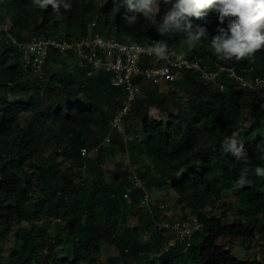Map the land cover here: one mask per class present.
I'll return each instance as SVG.
<instances>
[{
  "label": "trees",
  "instance_id": "trees-1",
  "mask_svg": "<svg viewBox=\"0 0 264 264\" xmlns=\"http://www.w3.org/2000/svg\"><path fill=\"white\" fill-rule=\"evenodd\" d=\"M71 3L70 12L61 9L53 14L51 6L42 11L32 7L31 0H0V24L8 23L9 33L19 40L59 32L68 38H80L88 33L89 19L96 17L93 30L105 37L129 42L125 39L127 33L135 42L163 40L169 51L198 58L202 66L219 61L249 78L264 76V50L252 62L224 61L213 54L211 38L217 34V27H227V20L221 25L214 10H205L198 20L192 18L194 25L207 29L208 36L189 48L183 34L161 36L156 22L142 16L129 27L123 17L132 13L121 0ZM169 7L160 2L157 22H162ZM67 58H74L77 63L70 53L50 51L44 68L49 63L52 67L56 63L66 65ZM69 70L64 76L61 71L48 74L47 70L38 77L22 65L21 53L10 39L0 34V241L13 229L20 236L0 264H126L127 258L141 257L143 253L146 256L168 241L158 237L163 232L160 228L151 236L156 246L150 248L124 223L125 211L138 202L141 190L123 199L127 171L119 166L106 173V156L116 157L115 148L122 153L134 152L130 163L148 190L163 189L174 194V206L180 213L195 214L203 224L188 249L174 253L181 249L176 242L180 248L170 246L166 253L169 255L161 264H263L260 256L239 260L219 240H257L264 258V178L254 174L256 166L264 167V131L253 134L243 130L241 122L247 114L264 121L260 109L264 87L248 90L226 79L225 89L219 91L194 71H184L166 83V93L161 94L157 93L159 85L143 81L141 89L145 94L136 99L132 112L125 117V121L131 117L139 131L132 130L126 144L112 133L109 145L101 146L96 155L86 160L81 157L80 148L96 145L108 132L123 92L111 85L110 73L101 71L87 76L82 68L76 89L84 102L73 105L67 91L74 85ZM16 89L26 90L25 95L16 96ZM150 109H157L160 116L150 117ZM23 113H30L24 124L20 120ZM90 128L96 130V135L89 140ZM233 131L239 133L237 138L248 151V156L239 162L221 148L224 138ZM66 162H70V171ZM245 169L248 184L239 187L236 181ZM225 191L235 197V204H221L219 213L207 209L209 202L217 201ZM229 211L237 217L231 223L225 219ZM159 212L152 209L146 219L159 222L164 217ZM45 218L62 220L57 235L50 237ZM139 221L144 222L141 216ZM124 224L127 229L121 230ZM62 243H68V251L58 257L57 248ZM107 243L116 246L118 255L100 258L101 245Z\"/></svg>",
  "mask_w": 264,
  "mask_h": 264
},
{
  "label": "built area",
  "instance_id": "built-area-1",
  "mask_svg": "<svg viewBox=\"0 0 264 264\" xmlns=\"http://www.w3.org/2000/svg\"><path fill=\"white\" fill-rule=\"evenodd\" d=\"M96 25V17H92L88 24L90 32L80 38H68L59 32L47 36L35 34L19 40L9 33L8 23L0 24V34H5L20 51L22 65L29 67L38 77L43 74V67L50 51L61 54L70 53L84 68L85 75L90 76L101 71L108 72L111 85L122 89L123 100L117 112L110 118L108 132L96 145L80 148V155L86 160L96 155L101 146L110 143L112 133H117L123 144L127 143L125 117L132 111L144 82L156 85L166 84L176 80L184 71H194L199 73L205 82L214 84L219 91L225 89L226 79L233 80L239 87L248 90H258L264 87V76L249 78L234 67L220 62L202 66L198 58H188L171 51H169V59L158 60L146 51L147 47L156 41L155 39H149L144 43L123 42L114 36L105 37L99 31H94ZM130 43L136 44L137 47L132 48ZM97 59L101 61L99 66L95 64ZM145 60L146 63H143ZM260 109L264 113V104L260 106ZM128 162L124 167L127 171V186L122 191L121 197L129 199L130 193L140 189L137 205L149 212L156 209L164 214L163 219L158 223L159 227L163 229V235L170 231L176 242L183 248H188L194 233L202 231V222L195 214L183 215L172 204L154 201L136 167ZM85 167L84 164L82 171ZM78 181H81V178ZM236 219L237 217L232 214L226 217L228 223L234 222ZM57 220L59 219L57 218ZM170 246V242L165 243L160 249L153 251L150 257L161 258L169 251Z\"/></svg>",
  "mask_w": 264,
  "mask_h": 264
},
{
  "label": "clouds",
  "instance_id": "clouds-1",
  "mask_svg": "<svg viewBox=\"0 0 264 264\" xmlns=\"http://www.w3.org/2000/svg\"><path fill=\"white\" fill-rule=\"evenodd\" d=\"M121 2L127 6L128 12L132 13L123 17L129 27L137 23L138 16H142L145 20L156 22V29L161 36L170 33L183 34L189 48L196 47L205 36H208L207 29L194 25L192 18L198 20L203 16L205 10H214L218 14L221 25L227 20V27H217V34L211 38V50L220 60H235L236 62L248 60L252 62L255 55L264 50V0H159V2L158 0H121ZM160 2L170 7L163 15L162 22H157ZM31 6L42 11H46L51 6L53 14L61 9L65 12H70L72 9L71 0H31ZM88 32H90L89 26ZM125 39L131 42L132 37L125 33ZM130 46L137 47L134 43H130ZM146 51L158 60H167L170 56L168 44L163 40L152 42ZM171 52L176 53L173 49ZM176 54L181 55V53ZM100 63L101 61L98 59L95 61L96 66H99ZM184 102H187V98ZM151 115L150 112L149 116L151 117ZM238 136L239 133L233 131L231 135L224 138L221 144L223 152L230 154L237 162L248 156L244 142L239 140ZM257 147L259 148L260 145L258 144ZM247 171V169L243 170L236 181L239 187L248 184ZM254 174L264 178V167L256 166ZM181 248L185 249L182 246ZM152 252L146 255L152 260L151 262L155 260L150 257Z\"/></svg>",
  "mask_w": 264,
  "mask_h": 264
},
{
  "label": "rangeland",
  "instance_id": "rangeland-1",
  "mask_svg": "<svg viewBox=\"0 0 264 264\" xmlns=\"http://www.w3.org/2000/svg\"><path fill=\"white\" fill-rule=\"evenodd\" d=\"M64 29V25H62V30ZM185 44H187V41H185ZM66 65L63 62V64H61L60 66L56 65L55 66H51V64L49 63L48 65L45 66L43 72L47 73V70L49 71L48 74H51L52 72H56L58 73L59 71H61V75L67 73L65 72V70H69L73 73V82L74 85H71L67 88V91L70 95V101L71 104L73 105H82L83 104V95L76 89V84L78 83V75H80L81 71L80 69H82L83 67H81L78 63H76V60L73 58H67L66 59ZM78 66H80V69L78 68ZM73 69V70H72ZM76 75V76H75ZM64 76V75H63ZM158 92L159 94L161 93H166L167 90V84H160L158 86ZM26 90H21V89H16L15 94L16 96L20 97L25 95ZM145 94V90L141 89L139 92V96H142ZM155 97L157 96L156 94L154 95ZM151 113L153 116H155L156 118H158L160 116V112L157 111V109H150ZM132 112V111H131ZM30 113H23L20 116V120L22 122V124H24V122L26 121V119L29 117ZM242 127L243 130L247 129V131H250L251 133H256V134H262V132L264 131V121L261 120L259 117H256L255 115H251V114H247L245 115L242 119ZM124 125H125V130H126V136L128 137V139L132 136V134H130V132L134 129L138 130V126L135 123V121L130 117L128 118L126 121H124ZM89 129V128H88ZM92 128H90V133H87V139H91L94 137V135H96V130H91ZM139 131V130H138ZM137 131V132H138ZM90 135V136H89ZM118 138V137H117ZM109 145V144H107ZM119 149V148H118ZM117 155L116 157H110V156H106L105 159V163L103 165V167H105L106 169V173L108 174L109 169H113L114 167H119L121 166V169L123 170L125 167L126 162H128V160H132L133 157H135L134 152L132 150H128L125 151V153L120 152V150H114ZM128 153V155H127ZM137 157V156H136ZM135 159V158H134ZM130 163V162H128ZM118 164V165H117ZM66 168L67 170L70 171V169L72 168L70 165V162H66ZM127 166V164H126ZM111 177V176H110ZM109 177V178H110ZM111 179H113L111 177ZM127 179V177H126ZM151 187V186H150ZM149 194L152 196V198L154 199V201L156 202H165V203H169L172 205H175L174 203V197L175 195L172 193H166L165 190L163 189H159V190H148ZM226 193H224V195H222L217 201L209 202L207 209L213 208L215 213H219L221 211L220 205L221 204H225L227 206L232 207L235 202L234 196H231L229 194V191H225ZM178 209V208H177ZM126 214V221L124 223H126L127 228H130L131 230H134L135 235L138 237L139 241H145L143 243H148L150 244V248H154L156 245H154V243L152 242V235H154L157 231V228L160 230L159 225L154 224V222L152 220H148L146 218L149 217V212L146 211V209L141 208L136 204L132 205L131 207H128L127 211H125ZM147 214V217H145V215ZM231 214V212L229 211L227 213V215ZM139 216H141L144 220V222H140L139 221ZM151 219V217H150ZM153 219V218H152ZM146 220H148L149 222H147ZM153 223H152V222ZM45 225L47 226V230L48 233L51 236H55L57 235V228L62 226L63 222L62 220H57V218H45L44 221ZM133 225V226H131ZM125 226V224L123 225V227L121 228V230L127 229ZM136 229H135V228ZM153 233V234H152ZM159 234V238L160 240L163 238V240L168 239V241L172 242L173 244H171V246L174 244L176 245V242L174 241V235L169 231L166 232V235H162L160 233ZM20 238V236H18L16 234L15 229L7 232L3 238L0 241V260L4 259L7 254L9 253V250L11 249V247L14 245V243L16 241H18V239ZM49 242V241H48ZM219 243L224 247L225 250L230 251V253L238 258L239 260H252L253 258H256L258 256H260L259 261L261 263L264 264V258L262 257V255H260L261 253L259 252L260 249V245L258 243L257 240H245V239H239V238H230V237H223L222 239L219 240ZM152 245V246H151ZM178 246V245H176ZM178 248H180L178 246ZM101 253H100V258H105L107 257V255H118V249L116 248V246L112 245V244H102L101 245ZM58 252V257H64V255H66L65 253L68 251V243H62L59 248H57ZM185 249H175L174 253L178 252H184ZM152 251V250H151ZM45 252V249L43 250V253ZM143 253V252H142ZM169 254L164 255L161 258H156L153 262H147L146 264H161V262L163 260H165L166 257H168ZM149 256V255H148ZM142 257V256H141ZM145 257V256H143ZM181 257L183 258V255H181ZM106 259V258H105ZM133 258H131L132 261ZM137 258L133 259L136 261ZM138 261V260H137ZM181 261V260H180ZM130 264H135L134 262L130 263Z\"/></svg>",
  "mask_w": 264,
  "mask_h": 264
},
{
  "label": "crops",
  "instance_id": "crops-1",
  "mask_svg": "<svg viewBox=\"0 0 264 264\" xmlns=\"http://www.w3.org/2000/svg\"><path fill=\"white\" fill-rule=\"evenodd\" d=\"M159 212V211H158ZM180 212V211H179ZM160 213V212H159ZM161 214V213H160ZM149 220H152L153 222H154V224H156V225H158V223L155 221V220H153V219H149ZM147 222H149L148 220H147ZM157 231L159 232L160 230L157 228ZM141 242H145L144 240L143 241H141ZM170 243L171 244H173L171 241H170ZM131 258L132 257H129V258H127V262H126V264H130L131 262L133 263H135V264H146L147 262H150L151 261V259L149 258V257H147V256H145V257H135V258H137L136 259V261L135 260H133L132 259V261H131ZM134 258V259H135ZM138 260V261H137Z\"/></svg>",
  "mask_w": 264,
  "mask_h": 264
}]
</instances>
